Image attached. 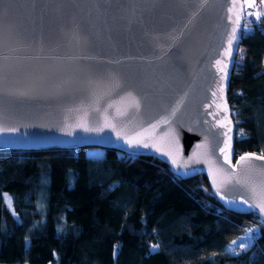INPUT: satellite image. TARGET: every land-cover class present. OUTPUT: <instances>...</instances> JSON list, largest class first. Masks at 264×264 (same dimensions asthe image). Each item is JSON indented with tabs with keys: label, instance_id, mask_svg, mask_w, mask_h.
Here are the masks:
<instances>
[{
	"label": "water",
	"instance_id": "95a60500",
	"mask_svg": "<svg viewBox=\"0 0 264 264\" xmlns=\"http://www.w3.org/2000/svg\"><path fill=\"white\" fill-rule=\"evenodd\" d=\"M233 2L0 0V127L16 129L0 132V149L86 145L153 155L180 178L204 174L223 207L264 221L250 190L264 183V161L237 164L245 153H262L235 154L232 146L226 91L243 18L242 0L230 12ZM237 14V40L226 56ZM129 93L140 108L116 115ZM85 112L90 127L107 116L115 129L71 127ZM152 125L141 137L149 147L127 143ZM225 176L231 183H222Z\"/></svg>",
	"mask_w": 264,
	"mask_h": 264
},
{
	"label": "trees",
	"instance_id": "16d2710c",
	"mask_svg": "<svg viewBox=\"0 0 264 264\" xmlns=\"http://www.w3.org/2000/svg\"><path fill=\"white\" fill-rule=\"evenodd\" d=\"M246 23L226 91L232 146L264 154V28ZM87 147L0 149V264H264V221L223 207L204 174ZM252 224L247 249L222 251Z\"/></svg>",
	"mask_w": 264,
	"mask_h": 264
},
{
	"label": "snow or ice",
	"instance_id": "6c2138e0",
	"mask_svg": "<svg viewBox=\"0 0 264 264\" xmlns=\"http://www.w3.org/2000/svg\"><path fill=\"white\" fill-rule=\"evenodd\" d=\"M237 3L238 0H234L232 8L229 9L230 12H232L234 9L237 8ZM261 3H264V0H261ZM255 6V0H244V3L240 4V11H243L244 7H253ZM255 15L257 16V18H260L261 13L257 12L255 13ZM229 19H232V17H229ZM239 21H240V16L239 14L236 15V19L233 22L234 26L232 28L231 33L228 36L227 39V45L228 47L225 50V55L226 56H231L232 54V49H233V44L234 42L237 40V28L239 27ZM217 65L221 64L222 61L221 60H217ZM227 68V65L225 64L223 68H220L219 71L221 72H225ZM221 79L223 80L224 77L222 76ZM213 95H215V93H213ZM122 102H123V107H116V115L118 116H123L126 114L127 110L129 108H136L139 109L140 108V102L139 100L132 95L131 93H129L127 95V97L122 98ZM109 107H113V105H109ZM174 114V112H173ZM87 117V113L85 112L84 116L81 117L78 122L74 125H72L71 127H75V128H82L84 131L88 132V131H101L102 127H110L115 129V125H113L111 123V121L108 119L107 116H105L104 118V123L102 125V127H90L88 124V121L86 119ZM160 123H167V120H162L160 121ZM158 125H152L150 129H145L144 133H138L137 137L135 138H131L127 140L128 144H141L143 143L144 147H149V144L144 142L143 139L141 138L145 133H148L151 130H154ZM222 127L225 125H221ZM16 131V129H10V128H4V127H0V132H14ZM228 131L230 132L231 129L229 128ZM71 134V133H69ZM117 135H120L119 133H117ZM227 135V133H226ZM225 148L221 149V152L225 154V160L226 162H228L229 157H230V148H231V136L229 135L226 142H225ZM264 161V154H260L257 155L255 153H245L244 155L240 156L239 160L237 161L238 165H246L248 167H255V165L253 164V161ZM173 164H176V160L173 159ZM262 174H264V171H262ZM232 181V177L231 176H225L224 180L222 181L223 184H228L231 183ZM237 183H242V181L237 180ZM213 183L215 185L216 181L215 179L213 180ZM253 193V196L255 197L256 195L259 196V202L255 205V207H257L259 209V212L261 214H264V183H262L259 187V192L257 193V188L256 186H252L250 189ZM244 203H248V201H244ZM249 232L252 231V229L248 230ZM232 244H235L236 241H232ZM153 248H157L158 245H153ZM245 245L241 244L240 248H244Z\"/></svg>",
	"mask_w": 264,
	"mask_h": 264
},
{
	"label": "rangeland",
	"instance_id": "374dc122",
	"mask_svg": "<svg viewBox=\"0 0 264 264\" xmlns=\"http://www.w3.org/2000/svg\"><path fill=\"white\" fill-rule=\"evenodd\" d=\"M244 3V0H242ZM262 6H264V3H261V0H255V6L253 7H244L243 8V14H244V22L242 24V30L243 31H248L251 29L252 25L246 23L247 20V16L246 13H251V15H254L257 12H261L263 11ZM256 16V15H255ZM253 16V17H255ZM250 23V22H249ZM85 154L87 156L90 157H94V158H99L102 153H103V148L102 147H98V146H88L85 149ZM252 229L251 232H249L248 230ZM258 226L256 224H252L250 226H247L245 229H243V231L238 234L237 236L233 237L231 240H229L223 247L222 251L226 252V253H237L239 251L245 250L249 247V245L255 240V238L258 235ZM232 241H236L235 244H232ZM243 244L245 245L244 248H240V245ZM151 249H154L151 246Z\"/></svg>",
	"mask_w": 264,
	"mask_h": 264
},
{
	"label": "built area",
	"instance_id": "2783aa9c",
	"mask_svg": "<svg viewBox=\"0 0 264 264\" xmlns=\"http://www.w3.org/2000/svg\"><path fill=\"white\" fill-rule=\"evenodd\" d=\"M242 3H243V1H242ZM262 9H263V11L260 12L261 13L260 18H257V16H255V14L254 15H251V13L250 14L249 13H246L248 22H250V23H256V24H261V25H259V27L260 28H264V6H262ZM253 16H255V17H253ZM243 20H244V14H243Z\"/></svg>",
	"mask_w": 264,
	"mask_h": 264
}]
</instances>
